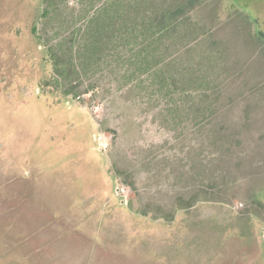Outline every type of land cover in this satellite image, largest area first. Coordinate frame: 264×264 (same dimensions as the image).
Segmentation results:
<instances>
[{
	"label": "rangeland",
	"instance_id": "374dc122",
	"mask_svg": "<svg viewBox=\"0 0 264 264\" xmlns=\"http://www.w3.org/2000/svg\"><path fill=\"white\" fill-rule=\"evenodd\" d=\"M107 1L0 0V264H264V0Z\"/></svg>",
	"mask_w": 264,
	"mask_h": 264
},
{
	"label": "trees",
	"instance_id": "16d2710c",
	"mask_svg": "<svg viewBox=\"0 0 264 264\" xmlns=\"http://www.w3.org/2000/svg\"><path fill=\"white\" fill-rule=\"evenodd\" d=\"M51 1V0H47ZM166 0H143V3L152 8L150 15H146L144 18L148 19L147 25H150V29L155 35L161 37L164 36L166 31H172L179 29V25L182 22L189 24V15L195 8L203 5L204 3L210 2L211 0H169V5L167 8H163L162 4ZM104 3L98 11V15L92 17L89 20V25L92 27L94 34H99L102 31L105 23H108L110 19H115L116 14L120 15V11L124 9V12H128L132 8L131 5H127L123 0H113ZM161 3V6L158 4ZM123 12V13H124ZM123 13L121 16L124 17ZM112 21V24H113ZM98 39V38H97Z\"/></svg>",
	"mask_w": 264,
	"mask_h": 264
},
{
	"label": "crops",
	"instance_id": "0c3cea01",
	"mask_svg": "<svg viewBox=\"0 0 264 264\" xmlns=\"http://www.w3.org/2000/svg\"><path fill=\"white\" fill-rule=\"evenodd\" d=\"M254 56H255V57L250 58V59L253 60V61H254L255 59L257 60L258 58L264 60V58H261V56H264V52H262V53L259 52V53L255 54Z\"/></svg>",
	"mask_w": 264,
	"mask_h": 264
}]
</instances>
